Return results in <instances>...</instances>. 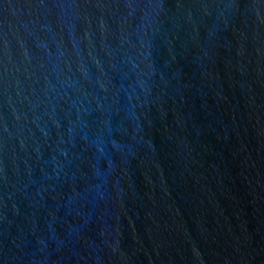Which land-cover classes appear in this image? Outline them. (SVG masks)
Returning a JSON list of instances; mask_svg holds the SVG:
<instances>
[{
  "label": "water",
  "instance_id": "1",
  "mask_svg": "<svg viewBox=\"0 0 264 264\" xmlns=\"http://www.w3.org/2000/svg\"><path fill=\"white\" fill-rule=\"evenodd\" d=\"M0 264H264V0H0Z\"/></svg>",
  "mask_w": 264,
  "mask_h": 264
}]
</instances>
